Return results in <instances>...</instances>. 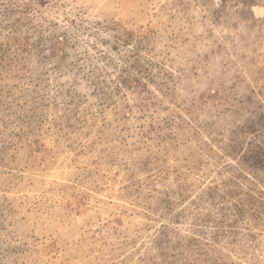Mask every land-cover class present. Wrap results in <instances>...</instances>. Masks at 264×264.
<instances>
[{
	"label": "rangeland",
	"instance_id": "1",
	"mask_svg": "<svg viewBox=\"0 0 264 264\" xmlns=\"http://www.w3.org/2000/svg\"><path fill=\"white\" fill-rule=\"evenodd\" d=\"M0 264H264V0H0Z\"/></svg>",
	"mask_w": 264,
	"mask_h": 264
}]
</instances>
